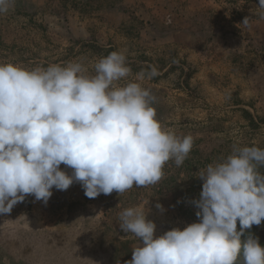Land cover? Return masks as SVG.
<instances>
[{
  "label": "rangeland",
  "instance_id": "374dc122",
  "mask_svg": "<svg viewBox=\"0 0 264 264\" xmlns=\"http://www.w3.org/2000/svg\"><path fill=\"white\" fill-rule=\"evenodd\" d=\"M258 2L14 0L0 14V63L31 69L80 62L94 74L99 59L124 50L131 73L121 83L150 89L162 126L194 139L184 163L169 160L155 184L88 198L74 182L66 190L53 187L47 203L27 195L0 214V264H127L140 244L119 225L128 207L147 210L156 236L198 221L193 201L202 191L200 171L235 145L264 148V17L254 14ZM153 67L155 76L136 79Z\"/></svg>",
  "mask_w": 264,
  "mask_h": 264
},
{
  "label": "clouds",
  "instance_id": "9594fccd",
  "mask_svg": "<svg viewBox=\"0 0 264 264\" xmlns=\"http://www.w3.org/2000/svg\"><path fill=\"white\" fill-rule=\"evenodd\" d=\"M13 3L0 0V14ZM254 14L264 17V0ZM130 73L124 50L99 59L94 74L80 62L31 69L0 63V214L29 194L47 203L53 187L66 190L74 182L88 198L121 194L157 183L169 160L184 163L193 137L162 126L150 89L121 83ZM156 74L153 67L136 79ZM198 177L202 191L193 203L199 219L183 229L156 236L144 208L120 213L121 229L140 241L127 264H235L241 250L244 264H264L259 238L241 239L264 222V148L235 145Z\"/></svg>",
  "mask_w": 264,
  "mask_h": 264
},
{
  "label": "trees",
  "instance_id": "16d2710c",
  "mask_svg": "<svg viewBox=\"0 0 264 264\" xmlns=\"http://www.w3.org/2000/svg\"><path fill=\"white\" fill-rule=\"evenodd\" d=\"M260 228L264 229V222H262L261 225H253L250 229L246 230L245 235H248V233L254 234L255 236L259 238L261 245H264V237L260 236ZM245 238L246 237H243L242 241ZM242 257H243V250H241V254L238 256V258H242Z\"/></svg>",
  "mask_w": 264,
  "mask_h": 264
}]
</instances>
